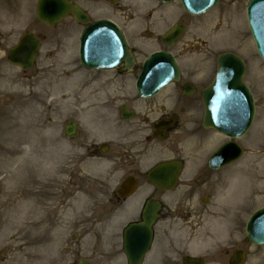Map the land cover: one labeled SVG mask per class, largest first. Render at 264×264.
<instances>
[{
	"label": "flooded vegetation",
	"instance_id": "flooded-vegetation-1",
	"mask_svg": "<svg viewBox=\"0 0 264 264\" xmlns=\"http://www.w3.org/2000/svg\"><path fill=\"white\" fill-rule=\"evenodd\" d=\"M70 1L89 17L87 24L69 18L66 33L71 34L75 29L78 46L86 28L96 22H109L124 34L137 60L134 65L122 62L110 70L79 69L81 76L76 79V85L95 89L90 90L91 95H86L90 96L86 101L74 95V104L70 105L74 119L65 121V127L68 123H76V137L68 140L76 142L75 175L64 185L62 207L65 209L75 203L82 190L83 178L87 183L103 178L90 173L87 165L106 160L113 169L108 176H117L120 183L105 203L96 200V186H86L87 195L93 199L85 214L88 220H83L76 208L69 207L73 211L70 220L74 230L95 223L106 225L101 232L109 234L111 239L101 247L99 245L96 256L100 263L96 264H130L124 246L125 233L133 224L141 225L136 247L130 246L135 262L143 255L136 264H230L238 251L246 252L244 264H264V255L259 254L263 248L243 240L242 223L236 217L228 222L210 221L212 218L222 220V213L212 212L205 216V211L199 209V206L213 202L225 170H212L209 161L198 159L196 164L195 160L204 145L201 141L206 132L202 126L201 94L211 81L209 65L200 62L183 68L180 81L166 87L155 98L132 94L143 69L138 56L203 53L209 48L208 24H196L194 16L184 11L180 0ZM174 31L176 34L167 38ZM36 38L42 43L40 36ZM246 41L249 51L244 60L247 70H251L258 55L250 34L238 38L235 53L243 57ZM5 59L7 55L2 60ZM78 92L81 93L79 89ZM65 107L66 112H70L67 104ZM83 109L86 116L93 114L95 117L87 129L82 120ZM123 113L125 118L134 114L135 119L127 122ZM161 125L163 128L157 130L156 127ZM163 164L170 165L175 172L176 188L173 191L162 190L151 182L149 174ZM170 179L163 175L155 177L158 181ZM124 182L129 185L123 195L135 190L125 199L118 194ZM141 190L145 194L137 218L120 226L121 210L126 208L125 204L136 200ZM148 212L154 213L150 227ZM78 239L73 237L74 241ZM131 241L128 239L127 244ZM251 248L254 254L250 253Z\"/></svg>",
	"mask_w": 264,
	"mask_h": 264
},
{
	"label": "rangeland",
	"instance_id": "rangeland-1",
	"mask_svg": "<svg viewBox=\"0 0 264 264\" xmlns=\"http://www.w3.org/2000/svg\"><path fill=\"white\" fill-rule=\"evenodd\" d=\"M248 2L249 0H221L215 10L201 16L202 20L195 19L208 24L211 48L204 56H177L178 59L185 60V65L191 57H202L208 62L211 74L216 72L219 54L228 48V51H235L237 37L242 33L245 36L249 31L245 15ZM37 3L38 0H0V16L2 11L13 13L8 20L9 25L0 30V59L26 32L41 33L44 41L35 70L21 72L0 60V212L11 201L8 194L16 189L8 176L19 172L18 161L11 164L9 169L6 167L11 149L23 152V158L32 167V179L28 192H17L10 205H17L22 199L30 198L36 206V211L31 216V225L27 228H21L24 222L19 218L10 216L9 220L4 221L0 218V264H77L82 259L96 264L100 263L96 253L105 241L111 239L109 234L101 232L106 229V225L95 223L94 226L74 230L70 220L73 211L69 207L76 208L81 212L83 220H88V215L85 214L93 199L87 195L86 186H96V200L105 203L120 183L117 176H108L113 169L106 160L87 165L86 169L90 173L103 178L94 183H87L83 178L82 190L77 194L75 203L72 205V202L65 209L62 207L64 185L70 176L75 175L73 161L76 146V142L65 140L63 135L65 120L73 118L72 114L64 111V99L68 100V107L72 105L74 95H77V99L81 96L86 101L90 99L86 95H91L90 90L95 88L76 85V79L81 76V66L75 29H72L73 33L68 34L67 38L62 39L60 34L65 31V24L55 30L44 28L36 16ZM248 51L246 41L242 52L248 55ZM145 57L147 55H142L140 59ZM202 58L201 62H205ZM253 62L254 65L248 72V81L257 96L258 118L243 141L239 140L250 148L251 153L239 160L237 165L224 171L225 176L220 180L213 202L209 206H199V209L205 211V216L218 209L221 213L224 212L223 216L227 220L236 215L242 224L257 209L264 207V65L260 66L262 62L259 59ZM82 112V120L87 129V125L95 117L93 114L91 117L86 116L84 109ZM204 136L201 141L204 143L203 151L199 154L207 160L209 154L215 152L225 139L216 134L206 133ZM12 155L17 160L20 158L18 153ZM233 180L239 181L242 191L245 188L252 191L246 202L243 199L240 202V196L238 197L240 206L237 207V201L233 197L227 200L221 193ZM144 194L141 190L135 197L136 200L125 204L126 208L118 216L120 226L137 218ZM210 221L222 220L212 218ZM12 225H15L16 231ZM17 231L20 232L19 235H15ZM242 232L245 238V230ZM73 236H78L79 239L74 241ZM250 253L254 254L253 248ZM259 254L264 255V250Z\"/></svg>",
	"mask_w": 264,
	"mask_h": 264
},
{
	"label": "water",
	"instance_id": "water-1",
	"mask_svg": "<svg viewBox=\"0 0 264 264\" xmlns=\"http://www.w3.org/2000/svg\"><path fill=\"white\" fill-rule=\"evenodd\" d=\"M182 1L185 8L196 15L213 9L219 3V0ZM69 12L76 17L82 15L79 10L71 8L64 0H41L38 8L39 19L49 26L59 23L64 15L66 16ZM248 16L258 52L264 60V0H252L249 4ZM112 32L114 49L102 54L93 49L96 31L91 29L84 34L81 52V60L84 65L92 68L108 67L120 60H127L128 53L120 35L116 31ZM37 49L38 44L32 38L26 37L18 47L11 51L10 61L21 67L29 68L32 65L33 57L36 56ZM244 75L243 62L233 55H224L218 61V75L213 85L203 94L206 108V126L214 127L228 137L242 136L249 129L254 118L253 100L243 83ZM177 79L178 68L172 56L154 55L147 62L146 73L138 84L139 93L145 96L154 95L163 85ZM149 80L156 82L149 83ZM241 154L242 150L239 146L235 144L225 145L213 156L210 165H228L238 159ZM168 185L171 187L172 183ZM247 236L252 243L264 246V209L258 211L251 218Z\"/></svg>",
	"mask_w": 264,
	"mask_h": 264
},
{
	"label": "bare ground",
	"instance_id": "bare-ground-1",
	"mask_svg": "<svg viewBox=\"0 0 264 264\" xmlns=\"http://www.w3.org/2000/svg\"><path fill=\"white\" fill-rule=\"evenodd\" d=\"M11 13L12 12L10 11H2V14L0 16V30L2 29L3 26L9 25L8 20H10L11 15L13 14ZM15 153H18V155H20V158L18 160L15 159L12 155ZM9 156L10 157L7 159V162H6L7 169L10 168L11 164H15V162L17 161L20 163L19 172L16 174H10V176H8L9 180L14 185H16V189L8 194V199L12 201V199L14 198L15 194H17V192L26 191L27 188L30 187L31 179H32L31 177L32 169H31V166L25 161V158H23V152H19L17 150L11 149L9 151ZM243 187H245V184L243 185ZM241 189L242 187L239 186V181L233 180L232 183L229 184L228 188L223 190L221 193L226 197L227 200L233 197L235 201H237V204L235 205V207H237V206H240L238 197L240 196V202L242 201V199H243V202H246L247 201L246 199H250L249 195L252 192L249 188H245L243 191ZM10 203L7 205V208L4 211L0 212V218H3L1 221H4L6 219L9 220V217L13 216V218H16V219L19 218L20 220L24 222L21 228L29 227L31 225V216L36 211V206L34 202H32L30 198H24L17 205H10ZM11 227L14 230L16 229L15 225H12ZM19 234L20 232L17 231L15 235H19ZM22 237H25V235Z\"/></svg>",
	"mask_w": 264,
	"mask_h": 264
}]
</instances>
